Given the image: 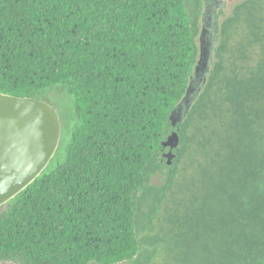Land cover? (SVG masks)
Here are the masks:
<instances>
[{
	"label": "trees",
	"instance_id": "obj_1",
	"mask_svg": "<svg viewBox=\"0 0 264 264\" xmlns=\"http://www.w3.org/2000/svg\"><path fill=\"white\" fill-rule=\"evenodd\" d=\"M193 4L0 0V93L48 103L62 131L0 208V263H130L147 233L185 264H264V0L216 15L211 71L168 165L169 115L198 57Z\"/></svg>",
	"mask_w": 264,
	"mask_h": 264
},
{
	"label": "water",
	"instance_id": "obj_2",
	"mask_svg": "<svg viewBox=\"0 0 264 264\" xmlns=\"http://www.w3.org/2000/svg\"><path fill=\"white\" fill-rule=\"evenodd\" d=\"M198 35V57L184 96L169 115L175 131L163 143L166 163L175 158L181 124L206 86L217 45L216 15L227 9L225 0H203ZM61 121L48 103L0 93V208L27 188L49 166L61 140ZM161 174L150 182L161 186Z\"/></svg>",
	"mask_w": 264,
	"mask_h": 264
},
{
	"label": "rangeland",
	"instance_id": "obj_3",
	"mask_svg": "<svg viewBox=\"0 0 264 264\" xmlns=\"http://www.w3.org/2000/svg\"><path fill=\"white\" fill-rule=\"evenodd\" d=\"M227 3V9L224 10L226 13L230 11V8L232 5L237 2L238 0H225ZM187 5L189 8H193V0H187ZM223 18V16L216 17V22H220V20ZM170 203L167 201V198L165 199V203L162 204L161 211L159 214V217H162L164 215L162 209L169 206ZM144 208V205H143ZM168 226H166V229ZM150 236V234L147 233H140L139 234V240L143 238V242H141V248H140V254L141 258L139 259V256L135 258L130 263L125 264H185L183 262V256L182 253H179L174 248V243L172 239L167 240L166 244H159L152 240H147V238ZM0 264H12V263H0ZM94 264V263H91Z\"/></svg>",
	"mask_w": 264,
	"mask_h": 264
}]
</instances>
